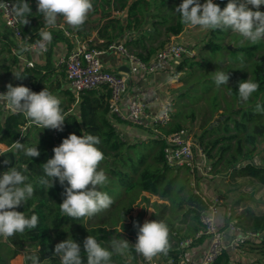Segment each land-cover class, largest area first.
<instances>
[{"label": "trees", "instance_id": "trees-1", "mask_svg": "<svg viewBox=\"0 0 264 264\" xmlns=\"http://www.w3.org/2000/svg\"><path fill=\"white\" fill-rule=\"evenodd\" d=\"M10 1L13 4L17 2ZM26 2L32 12L27 17L29 23L24 25L20 21V26L25 41L32 43L40 39L38 31L45 28V22L43 15L37 13V0ZM182 2L183 0H92L91 13L98 12L101 19H104L93 27L96 37L103 40L98 44H95L94 39H90L91 33L84 28L87 21L80 29L68 25L66 28L83 36L91 47L97 48H106L109 44L122 41L129 36L130 39L124 41L129 51L150 60L173 37L180 35L189 27L181 23V16L176 12V8ZM200 2L204 3L206 0ZM213 2L223 9L229 0ZM112 10H126L127 18L112 16ZM259 11L264 12V5L260 6ZM45 30L52 34L51 44L61 40L69 41V37L61 29L48 27ZM11 44L12 41L6 37H3L0 43V90L7 89L8 83H12L13 86H27L37 93L46 87L51 94L60 99L65 123L63 131H59L56 137L46 129L44 137L35 139L31 133L34 124L30 125L27 131L21 130V125L28 120L22 114L12 112L3 119L4 114L0 110V143L9 147L0 153V173L7 171L9 167L15 166L23 170L25 165L28 166L24 174L28 177L27 182L34 187V195L19 211L25 212L28 217L32 214L38 216V226L35 229L16 234L6 242L0 238V264H9L12 258L22 252H25L27 264H31V260L28 259L31 255L38 256L40 264H60L59 258L54 255L55 239L52 233L61 226L81 218L73 219L61 213L59 204L63 202L61 194L64 188L58 180L53 187L51 183L48 186L40 184L39 181L44 175L40 166L54 156L53 148L59 146L64 138L72 133L81 136L84 131L100 139L97 147L105 158L97 170H103L108 177L107 184L101 190L112 196L114 193L118 194L117 186L122 189L119 192L121 195L112 199L113 204L107 210L94 215L99 217L98 222L106 224L111 221V215L120 205L123 203L134 205L143 191L168 200L170 206L163 222L169 229V244L167 250L159 253L158 257L162 260L161 264H181L186 251L202 245L206 239L205 235L195 239L196 234L204 227L200 215L207 207V202L204 201L202 193L194 192L191 185L193 174L188 169L172 168L166 163L163 154L166 141L161 137L152 136L146 140L135 141L123 138L108 118L110 92L105 87L84 90L76 100V96L62 85L61 77L64 73L57 77L56 72L51 69L43 72L37 66L24 67L18 71L23 79H16L13 73L14 67L18 65V59L11 52ZM200 45L198 54L196 52L194 56H187L179 61L173 74L185 72V86L176 89L179 91L178 95L185 98V112L175 115L172 113V121L161 130L165 134H171L187 129L186 122L195 120V105L201 100H204L212 113L216 114L222 110L223 117H219L218 121L208 126L202 123L201 132L193 137L211 161L213 173L226 174L235 181V184L237 178L247 177L255 184V188L262 189L264 39L252 43L231 30L206 29ZM50 56L49 50L47 57ZM216 70L229 74L228 84L217 87L213 73ZM196 72L198 75L201 72L205 76L197 78ZM249 78L258 83L259 88L247 101H243L239 97L238 82ZM73 103L75 108L69 111ZM210 119L211 116L206 121ZM16 141L24 143L25 147H38L41 155L31 158L25 156L23 152H16L12 147ZM148 144H154V147H150L148 153L143 155L141 149ZM5 159L10 160L11 164L5 165L3 163ZM198 182L199 178L196 179L197 185ZM242 185L243 183H239L238 187ZM230 190L233 191V188ZM238 192L240 197L233 202L227 201L226 192L220 194L225 200L223 206L227 211V221H233L245 230L264 231V212L258 207L244 205L239 213L236 211V206L245 204L246 199L252 200L253 203L259 201L254 199L253 193L247 195ZM142 216L141 212L137 219L139 224ZM121 229L126 232L132 231L127 223H123ZM189 238H194V241L186 247H181L180 243ZM115 239L120 240L117 237ZM124 251L133 258L138 256L134 246H129ZM244 251L259 256L257 260L250 262L251 264H264V237L259 241H248L242 246L239 254L223 251L213 264H242L238 256ZM115 255L125 259L123 254Z\"/></svg>", "mask_w": 264, "mask_h": 264}, {"label": "clouds", "instance_id": "clouds-1", "mask_svg": "<svg viewBox=\"0 0 264 264\" xmlns=\"http://www.w3.org/2000/svg\"><path fill=\"white\" fill-rule=\"evenodd\" d=\"M261 5H264V0H229L227 6L221 9L213 0H206L204 3L200 0H183L176 12L180 14L181 23L185 25L221 31L231 30L256 43L264 39V12L259 11ZM92 8V0H37V13L43 15L45 28L55 27L57 18L62 17L67 25L80 29ZM10 11L24 25L29 23L27 17L32 9L26 0H17L12 4ZM45 28L39 29L40 39L36 41L41 50L53 39L51 32ZM213 73L217 87L228 84V73L220 70ZM13 76L23 79L19 73H13ZM6 88V92L0 93V104L13 113L22 114L36 127L63 131L65 117L60 107L61 101L46 87L38 93L27 86H13L12 83H8ZM258 88L259 84L250 78L240 81L239 97L247 101ZM99 143L98 136L85 131L81 136L72 133L64 138L59 146L53 148L54 156L40 166L44 174L40 184L48 186L51 183L53 187L58 180L64 188L61 194L63 202L59 207L61 213L69 218L92 217L113 204L109 194L101 190L107 184L108 177L103 170H97L105 158L97 147ZM12 147L27 157L41 155L38 147H25V144L19 141L14 142ZM3 163L11 164L8 159ZM27 170V165L23 170L14 166L0 173V238L4 242L16 234H23L26 230L38 226L36 214L28 217L25 212L15 210L22 204L26 205L34 195V187L27 182L28 177L24 174ZM133 226L138 229L134 244L136 253L150 261L167 250L169 229L164 222L146 220L140 225L138 221H134ZM109 243L111 250L103 247L93 236H87L83 241L87 264H111L113 253L123 254L129 246L127 240L111 239ZM54 255L59 258L60 264H84L81 246L72 237L57 243ZM28 259L31 264H40L36 255H31Z\"/></svg>", "mask_w": 264, "mask_h": 264}, {"label": "built area", "instance_id": "built-area-1", "mask_svg": "<svg viewBox=\"0 0 264 264\" xmlns=\"http://www.w3.org/2000/svg\"><path fill=\"white\" fill-rule=\"evenodd\" d=\"M12 2L1 0L0 13L6 25V30L0 31V43L3 37L12 41L10 46L12 54L18 59V63L27 67H34L35 62L28 58L30 52L46 54L50 43L41 50L36 42H26L21 30L20 21L10 11ZM67 37L76 42V46L59 59V65L65 72V81L68 87L79 96L84 90L105 87L109 92L108 118L113 127L118 131L122 124L138 127L147 132L145 138L152 136L161 137L166 141L163 150L166 163L176 169H188L194 176L191 185L195 193H202L207 207L201 211L200 219L204 227L196 234L195 239L205 235L203 244L206 245L196 264H213L223 251L230 254H239L242 246L248 241H259L264 237V231L245 230L233 221H227L226 209L222 203L221 193L215 189L206 194L200 189L199 182L207 181L212 175V163L207 158L204 149L188 129L165 134L161 128L172 121L171 101L163 103L156 101L155 97H142L138 92L129 94L130 74L152 75L172 70L179 61L187 56H194L196 49L190 42L169 41L150 60L131 53L123 41L113 42L106 48L91 47L87 40H82L71 31L64 29ZM110 51L118 52L128 62L130 73L116 72L105 67L102 56ZM0 90V93L6 92ZM159 105L157 111L153 107ZM0 110L4 113L12 112L5 105L0 104ZM27 124L21 126L25 130ZM56 137L58 130H49ZM123 137V136H122ZM124 138V137H123ZM199 178L198 185L196 180ZM19 211V207L15 209ZM194 241V238L183 240L181 247H186ZM184 255L181 264H191V257ZM149 264H154L152 259Z\"/></svg>", "mask_w": 264, "mask_h": 264}, {"label": "crops", "instance_id": "crops-1", "mask_svg": "<svg viewBox=\"0 0 264 264\" xmlns=\"http://www.w3.org/2000/svg\"><path fill=\"white\" fill-rule=\"evenodd\" d=\"M112 16L126 19L127 11L112 10ZM57 20L58 23L56 24L55 27L59 26L61 30L67 27V24L64 22L62 17L60 18L58 17ZM86 21L87 23L85 24L84 28L89 33H91L90 39H94L95 44L101 43L103 40L96 37L95 34L96 32L95 29L93 28L94 26L98 25L100 22L104 21V19H101V14L98 12L93 14L90 11ZM4 30H6V25L0 13V31H4ZM184 31L180 35L173 37L172 40L190 42L192 37L185 38ZM71 32L74 35H76L78 38L82 40L84 39L83 36L73 31ZM127 35H129V33H127ZM127 38L130 39L129 36H126L122 41L124 42ZM75 46H76V42L71 38H69L68 42L65 40H61L59 42L50 44L49 47V50L51 51L50 58L47 57V53L49 52V50L44 55L38 54L36 52L33 53L30 52L28 54V58L32 59L35 62L34 67L35 66L39 67L43 72H46L47 69H51V71L56 72L57 77H60V74L64 73V76L61 77L62 85L65 89H69L74 94V92L66 84L65 72L63 68L59 65V59L61 56L70 52ZM102 60L104 62L105 67L109 70L116 72L123 71L126 74L130 73L128 62L125 59H123L122 56L116 51L107 52L102 56ZM176 66L170 71H165L162 73H157L152 75L130 74L132 75V79H130L129 82V94H132V92L135 91L138 92L142 97L153 96L155 97L156 101L159 103H163L167 100L172 102L170 91L169 89H166V85L167 82L171 83L174 81V79H171V77L174 76L172 74H174ZM24 67L25 66L18 63V65L14 67L15 73H18V71ZM166 78L168 79L165 80ZM74 95L76 96L75 97L76 100H78V96L76 94ZM158 106L159 105H155L152 111L153 112L157 111V109H159ZM74 108H75V104L73 103L71 104L69 111L73 110ZM10 113L3 112L4 114L3 119L6 116H8ZM24 124H27V128L22 131H27L30 125H32V122L27 120L21 126H23ZM119 132L126 140L129 141L148 139L145 138L147 136V132L145 130L140 129L138 127L129 126L127 124H122ZM31 133L35 139H40L41 137H44L46 135L47 131L46 129L43 130L35 126L34 128L31 129ZM8 149L9 147L6 144L0 143V153ZM199 186L203 192H206V194L212 193V191L214 190V188H208V185L205 181L199 182ZM169 206L170 203L168 200L162 199L158 195L143 191L140 194L139 200L134 205H130L128 203H123L122 205H120L119 208L111 215V221L107 222L106 224H103L102 222H98L99 217H95V216L92 218L84 217L81 218L80 220L67 223L61 226L60 228L54 230L52 234L55 239V245L59 242L68 239L69 237H72L77 243L80 244L83 262L84 264H87V257L84 254V250H83V241L87 236L91 235L94 238L98 236L97 238L98 242H100L103 247L108 248L109 250H111V245L109 243V240L115 239L116 237L120 240H127L129 242V246H134L137 240L138 229L133 226V222L137 221L141 212L143 213V216L140 225H143V223L146 220L148 221L158 220L163 222L166 218L167 210L169 209ZM22 207L23 204L19 206V209H21ZM123 223L129 224L131 226L132 231L126 232L123 229H121V225ZM113 235H115L116 237L112 238ZM205 248L206 245L202 244L199 246L189 248L186 251L185 253L186 256H189L188 254H190L191 264L197 263L200 255L204 252ZM123 255L125 259L113 253L111 258V264H149L145 260V257H143V255L141 254H138L137 258H133L132 255H128L127 252L124 251ZM152 261L154 264H161L162 262L161 258H159L158 255L153 257ZM9 264H27L25 252H22L17 256H15L14 258H12Z\"/></svg>", "mask_w": 264, "mask_h": 264}, {"label": "rangeland", "instance_id": "rangeland-1", "mask_svg": "<svg viewBox=\"0 0 264 264\" xmlns=\"http://www.w3.org/2000/svg\"><path fill=\"white\" fill-rule=\"evenodd\" d=\"M52 28L61 29L59 26L52 27ZM205 32H206V29H203L199 26H196V27L189 26L184 31L185 38L192 37L191 41L190 40L189 41L192 45H194V48L196 49L197 54H198V50L201 47L200 44L202 43V38L204 37ZM226 43H229V42L226 41ZM196 75H197V78H202L203 76H205L201 72L199 75L196 72ZM184 77H185V72H181L177 75H174L173 77H171V79H174V81L171 83L167 82V85H166V89H169L170 96L172 97V105H171L172 107L171 108H172V113L174 115L179 112L181 113L185 112V100H184L185 98H182L181 95H178L179 91H176L177 88L185 86ZM167 79L168 78H166L165 80ZM195 112H196L195 120L192 122L190 120H187L186 122L188 124L187 129L193 136L196 133L201 132L200 127L202 123H205V126H208L209 124H212L218 121L219 117H223L222 110H220L216 114L212 113L211 110H209V108L205 104L204 100H201L200 102L197 103V105H195ZM210 116H211V119L207 122L206 119ZM150 147H154V144H148L147 146L143 147V149H141L143 155L148 153ZM211 175L212 176L209 177V179H207L206 181L208 188H214L219 193L226 192L228 195V198H227L228 202H233L240 197V193L238 191L244 192L247 195H250L253 193L254 199L256 201H259V202L253 203L252 200L245 198L246 199L244 202L245 204L236 206V211L238 213L244 208V205H247L250 207H258V209L264 212V188L262 189L255 188V184L251 183L250 178H247V177L240 178L239 177L236 179V184H235V181L231 180L230 177L226 174L212 173ZM239 183H243V185L241 187H238ZM231 188H233V191L230 190ZM235 189H237L238 191H236ZM121 190L122 189H120V186H117L118 194L114 193L110 197L112 199H116L118 196L121 195L119 194ZM222 200H223L222 203L224 205L225 200L224 199ZM113 236L116 237L115 235ZM238 258L240 259V262L242 264H251L250 262L257 260L259 256L254 253L244 251L242 255L238 256Z\"/></svg>", "mask_w": 264, "mask_h": 264}]
</instances>
